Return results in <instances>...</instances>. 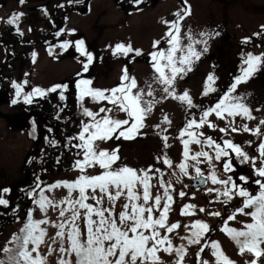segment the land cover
<instances>
[{"label": "snow or ice", "instance_id": "obj_1", "mask_svg": "<svg viewBox=\"0 0 264 264\" xmlns=\"http://www.w3.org/2000/svg\"><path fill=\"white\" fill-rule=\"evenodd\" d=\"M129 2L140 5L142 0H129ZM25 3L26 0H18L19 5ZM68 3L79 4L81 0H68ZM41 11L45 16L48 15L45 8L42 7ZM190 14L187 0H183L181 8L173 13L172 21L161 20L167 25V30L160 39L153 41V50L144 54L150 57V67L153 69L151 83L146 82L145 86L141 87L135 77L129 76L126 68L120 76V83L112 88L93 87L91 79L79 78L75 81L76 101L81 115L88 119L81 120L80 130L76 135L66 137L67 143L64 147L77 150L72 170H78L79 175L73 180H57L51 184H45L39 175L36 176L33 186L25 191V196L43 216L37 219L33 207L26 209L22 226L17 232L12 233L3 248H0V252L4 254L0 264H47V256L52 254L53 246L49 243L47 252L43 254L40 252V246L45 244L47 235L45 225H51L56 229L52 239L59 244L56 249L59 253L57 264H160L158 252L161 250L167 254L174 251L177 257L174 264H182L187 249L184 244L174 245L169 235L180 226V223L179 221L167 223L173 202L169 189L173 185L158 179L159 187L163 192L158 191L153 197L151 180L157 174L158 177H163L164 173L160 168L148 165L147 168L136 169L120 164L119 144L110 150L99 147V142L118 141L121 138L131 140L143 135L140 129L145 127V119L158 103L156 99L158 92L162 99L171 98L180 101L186 106V112L188 110L199 112V119L195 118V112L189 113L193 118L187 119L184 126L179 129L178 138L183 150L182 158L175 167L184 176L190 174L189 168H191L195 172L193 179L200 185L211 182L213 187H206L205 192L214 193L213 200L229 207L226 208V216H222L220 211L207 214L220 217L222 223L219 224V231L235 243L238 254L242 255L245 252L251 254L252 259L246 260L245 264H258L259 258L264 256V119H260L255 127L249 128L247 124L242 127L235 126L234 118L239 116L247 120L254 119L251 109L236 91L238 85L247 82L264 68V52L253 54L241 48L238 54V74L232 76L231 82L225 87L213 72H209L203 80L200 95L211 99L207 105L203 100L194 102L187 89L177 92V82L183 80L187 73L192 71L194 62L199 61L201 56L209 51V37L218 36L220 33L200 31L198 34L200 38L194 39L190 29L182 32L181 22ZM24 15L23 12L14 11L4 23L14 26L16 33L23 36L18 25ZM65 31L64 28H60L54 35L60 37ZM253 36H264V25H260V32L253 33ZM185 37L186 43L183 42ZM250 42V37L241 39V45ZM72 43L65 39L59 47L63 52L69 49ZM162 43L167 47H158ZM196 45L203 47L198 50ZM74 47L81 57L86 58L82 61V71L88 72L94 62L93 52L86 49L82 39L75 40ZM133 52L136 57L143 54L141 49H134L130 43L118 42L111 46L114 57H128ZM49 55H52L51 51ZM35 56L36 53L33 52V59ZM77 76L79 77L80 73H77ZM26 83L27 81L16 80L10 82L11 88L14 89L10 101L12 105L18 103V98L22 99L25 105H30L34 103V98L43 99L48 93H55L57 90H60L59 100L64 101L65 91L69 88L68 84L61 83L47 89L33 86L29 91H25ZM85 98L97 104L106 101L111 107L101 106L98 111L91 110L85 106L88 102ZM117 110L124 113L126 118H114L110 115ZM212 114L225 121L233 118L229 121L233 133L242 130L260 137L255 147L258 155L249 156L240 145L230 139H222V142H218L214 137L205 135L201 131L204 125L211 129L218 127L209 119ZM163 122L171 123L167 115L164 116ZM154 127L159 128L160 125ZM35 128L36 125L33 123V132ZM48 131L52 132L53 129L49 128ZM219 131L225 133L227 128H219ZM29 135L33 139L36 138L32 132ZM161 139L164 141L163 147L168 148V136L163 135ZM73 141L77 142L73 143ZM45 143L49 146H57L60 142L55 138L45 137ZM245 143L252 146V141ZM190 144H196L200 149L193 152L189 147ZM233 155L240 165L251 164L254 179L244 174L234 178L237 169L232 159ZM60 159L61 157H56L57 162ZM157 159L162 160L164 165L170 167L173 165L167 155ZM213 159L221 165L225 178L222 179L217 175L216 164L212 163ZM204 162H207L209 167L206 174L199 167ZM96 166L100 171L96 174H88L86 169H94ZM61 187L66 189V195L60 200H53L46 195V190L51 192ZM10 192L9 187L0 188V206L5 209L10 208L13 217L19 221L21 219L18 215L19 204L12 206L10 199L5 196ZM179 196L184 197L185 193L181 191ZM120 197H124L125 203L117 214L115 206ZM105 199L108 206H105ZM234 200L236 203L231 204ZM50 207L59 208L56 221H51L47 217ZM196 207L194 204H184L180 214L194 216ZM198 211L203 213L205 209L200 207ZM155 212H159V215H154ZM237 214L250 218V221H241L240 228L230 227L229 221H234ZM184 228L188 235L180 239L186 240L187 245L198 246L195 253L196 264H209V261L202 259L201 256L206 248L211 249L214 264H235L225 255L217 240L208 238L207 234L215 231V228L210 227L207 222L193 219L189 224H185Z\"/></svg>", "mask_w": 264, "mask_h": 264}, {"label": "rangeland", "instance_id": "obj_2", "mask_svg": "<svg viewBox=\"0 0 264 264\" xmlns=\"http://www.w3.org/2000/svg\"><path fill=\"white\" fill-rule=\"evenodd\" d=\"M187 3L190 6L191 14L181 22L182 32L190 29L194 39L200 38L198 35L200 31L219 32L220 34L209 37V51L204 53L199 61L194 62L192 71L187 73L183 80L177 82V92L187 89L194 102L203 100L204 104L207 105L211 98H204L200 93L202 92L203 80L209 72H213L219 78V82L226 87L231 82L232 76L238 74V54L241 48H244L245 51H251L253 54L264 52V36H253V33L260 32V25H264V0H187ZM36 6H40V3L37 1L32 2V0H26L24 5H19L18 0H0L1 26L5 25L3 24L4 20L12 12L20 11L25 13L19 23L25 35L27 34L25 38H37L40 35L41 27L47 26L48 22L35 14ZM178 9L180 8L174 0H142L140 5H134L129 0H94L91 2L87 13H82V15L76 13L70 17L66 25L62 27L66 31L61 33L60 37H53L49 48L45 46L37 47L34 51L36 53L35 59L31 57L30 62L22 71H17L15 76H22V80L27 81L26 85H29V88L39 86L47 89L54 84H68L69 96H71L73 105L77 101L76 96L71 94V89H73V82L79 78L91 79L93 82L92 86L96 88H112L120 83V76L126 68L129 76L135 77L138 84L144 87L146 82L151 83L153 76V69L150 67V57L144 54L153 50V41L160 39L167 30V25L162 23L161 20L172 21L174 19L173 13ZM29 28L31 31H29ZM243 37H250L251 42L241 46ZM65 39L73 43L69 49L62 52L59 44ZM77 39H82L85 42L86 49L94 54V62L90 65L88 72L82 71V61L86 58L81 57L75 51L74 41ZM118 42L130 43L134 49H141L143 54L136 57L133 52L128 57H114L111 53V46ZM183 42H187L186 37ZM158 47L166 48L167 45L163 43ZM195 47L200 50L203 46L196 45ZM2 51L4 52L3 49H0V62L4 57ZM49 51H51L52 55H49ZM77 73H80L79 77ZM236 94L240 95L244 103L251 109L254 119L247 120L237 116L234 118L235 126L242 127V125L247 124L249 128L255 127L260 119H264V68L255 73L247 82L238 85ZM4 96L6 98L0 94V188L9 187L11 189V192L5 194V196L10 199L12 206L16 199L21 200L22 205L24 199L32 205L31 201L25 196V191L33 186L37 175L40 176L45 184H51L57 180H73L79 175L78 170H72V163L75 159L73 156H75L77 150L71 147H64V144L67 143L66 137L72 136L69 127H67V122L73 116L70 117L69 113H67L69 106L68 101L65 99L61 101L63 102L61 107L58 106L50 112L49 108L42 107L41 116H38L40 119L37 117L38 119L33 120L31 117L34 114L29 116L23 113L25 110H20L17 107L14 108L19 110L13 109L12 105L7 102L9 95ZM46 97L43 99L37 97L36 99L45 101ZM156 99L158 100L157 105L145 119V127L140 129L143 135H138L133 140L121 138L118 141L99 142V147L110 150L116 144H119L120 164H126L136 169L147 168L148 165L160 168L164 173L163 177H158L157 174L151 180V195L153 197L158 191L160 193L163 192V189L159 187L158 179H163L173 185L169 189L173 196V202L168 213L167 223L170 224L176 221L180 223V226L169 235L174 245L184 244L187 249L182 264H196L195 253L198 246L187 245L186 240L180 239V237L188 235L184 225L189 224L193 219L205 221L210 227L215 228V231L208 238L217 240L221 245L222 251L235 264H245L246 260L252 259L251 254L247 252L242 255L238 254V248L235 243L224 233L220 232L219 227H217L222 223L220 217L207 214L208 212L220 211L222 216H226L225 211L222 210L223 204L213 200L215 194L206 193L205 189L189 190L188 185L195 176V172L189 168L190 174L184 176L175 167L182 158L183 150L178 138L179 129L184 126L187 119L193 118L189 113L195 112V118L199 119V112L196 110H188L186 112V106L180 101L171 98L162 99L159 92L156 93ZM85 100L88 101L85 106L94 111H98L101 106L111 107L106 101H100L97 104L89 98ZM73 110L76 111V108L74 107ZM61 111H63L64 117L59 119L58 114ZM110 115L114 118H126V115L118 110L110 113ZM165 115L170 120V124L163 122ZM54 117L58 120L57 124L60 128L53 125L52 119ZM45 118H47L46 121ZM81 119L86 121L88 118L81 117ZM209 119L218 127L211 129L204 125L201 131L205 135L214 137L218 142H222V139H230L240 145L249 156L258 155L255 147L259 143L260 137L242 130L233 134L230 130L229 122L216 118L214 114ZM33 123L36 125L34 132ZM157 124L160 125L159 128L154 127ZM222 127L227 128L224 135L218 131V128ZM49 128L53 129V131L49 132ZM30 132L36 137L35 139L29 135ZM163 135L168 136V148L163 147L164 141L161 139ZM45 137L55 138L60 143L57 146H49L45 143ZM245 141H252V146L246 144ZM75 142L77 141H73V143ZM189 147L193 152L200 149V146L196 144H190ZM42 149L43 151H41ZM66 153H68L66 164H63L64 160L61 159L57 162L56 157H61L62 154ZM164 155H167L172 160L173 165L171 167L164 165L162 160L157 159V157ZM232 159L237 169L234 178H237L239 174H244L254 179L250 163L240 165L236 162L234 155ZM212 163L216 164L217 175L222 179L225 178L221 165L215 159H213ZM257 166H259L258 163ZM199 167L205 174L209 171L207 162L200 164ZM97 170L100 171L98 166L94 169H86L88 174H96ZM237 182H239L238 179ZM206 187H213V185L208 182ZM181 191L185 193L184 197L179 196ZM46 195L58 201L66 195V189L61 187L51 192L46 190ZM97 195H99L98 192ZM89 202L91 203L92 201ZM28 203L25 201L24 207H22L25 208ZM124 203V197L118 198L115 206L117 214ZM235 203V200L231 202V204ZM184 204L196 205V214L194 216H182L180 209ZM105 206H108L106 199ZM200 207H203L205 212H199L198 209ZM34 209L35 218H42L43 214L38 208L34 206ZM25 212L23 210L18 213L21 218L19 221L14 218V222H10L3 227L0 226V248H3L12 233L17 232L22 226ZM58 213L59 208L53 209L50 207L47 217L51 221H56ZM11 215L10 208L5 209L0 206V216L7 219ZM154 215L158 216L159 212H155ZM241 221L248 222L250 218L237 214L234 221H229V226L240 228L242 227ZM44 227L47 229V235L45 244L40 246V252L42 254L46 253L47 244L51 243L53 252L47 256V264H57L59 253L56 249L59 244L58 241L53 242L52 239L56 229L51 225H45ZM161 232L163 234V230ZM158 256L160 264H174L177 259L174 251L171 254H167L161 250L158 252ZM201 256L202 259L209 261V264H214L210 248H206ZM3 258V252H0V259ZM258 264H264V256L259 258Z\"/></svg>", "mask_w": 264, "mask_h": 264}, {"label": "trees", "instance_id": "obj_3", "mask_svg": "<svg viewBox=\"0 0 264 264\" xmlns=\"http://www.w3.org/2000/svg\"><path fill=\"white\" fill-rule=\"evenodd\" d=\"M0 30H1V27H0ZM0 35H2V34H0ZM4 35V39H3V41H4V43L5 44H9V45H13V47L15 46V42H16V39H15V37L14 36H11V35H9V34H3ZM21 42H23V39L21 40ZM11 65H13V62L11 63ZM8 69H10V68H8ZM11 70V69H10ZM11 73H12V71H10ZM1 73V72H0ZM2 86V85H1ZM1 90H3V88H0ZM50 105V104H49ZM75 113H77V112H74V114ZM38 115H40V113L38 112L37 113ZM78 114V113H77ZM41 116V115H40ZM65 156H66V154L65 155H62V157L64 158V159H66L65 158Z\"/></svg>", "mask_w": 264, "mask_h": 264}, {"label": "water", "instance_id": "obj_4", "mask_svg": "<svg viewBox=\"0 0 264 264\" xmlns=\"http://www.w3.org/2000/svg\"><path fill=\"white\" fill-rule=\"evenodd\" d=\"M195 183H196V187H197V186H204V185H200V184H198V182H197V181H196ZM191 187H192V188H194V187H195V184H194V185H192Z\"/></svg>", "mask_w": 264, "mask_h": 264}]
</instances>
